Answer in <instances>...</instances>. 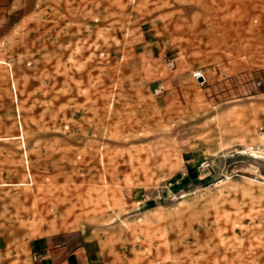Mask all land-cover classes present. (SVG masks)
I'll use <instances>...</instances> for the list:
<instances>
[{
  "label": "rangeland",
  "instance_id": "obj_1",
  "mask_svg": "<svg viewBox=\"0 0 264 264\" xmlns=\"http://www.w3.org/2000/svg\"><path fill=\"white\" fill-rule=\"evenodd\" d=\"M56 236L264 264V0H0V264Z\"/></svg>",
  "mask_w": 264,
  "mask_h": 264
},
{
  "label": "crops",
  "instance_id": "obj_2",
  "mask_svg": "<svg viewBox=\"0 0 264 264\" xmlns=\"http://www.w3.org/2000/svg\"><path fill=\"white\" fill-rule=\"evenodd\" d=\"M23 141V136H19ZM52 242L45 239L39 243L38 252L32 264H81V251L83 244H72L70 239L57 238Z\"/></svg>",
  "mask_w": 264,
  "mask_h": 264
},
{
  "label": "built area",
  "instance_id": "obj_3",
  "mask_svg": "<svg viewBox=\"0 0 264 264\" xmlns=\"http://www.w3.org/2000/svg\"><path fill=\"white\" fill-rule=\"evenodd\" d=\"M193 77H194L195 79H199V78L202 77V81L205 80V77H204V75H203V73H202V70H197L196 72H194V73H193ZM208 166H209V162H208V161H205V162L201 163L199 167H200L201 169H205V168L208 167Z\"/></svg>",
  "mask_w": 264,
  "mask_h": 264
},
{
  "label": "water",
  "instance_id": "obj_4",
  "mask_svg": "<svg viewBox=\"0 0 264 264\" xmlns=\"http://www.w3.org/2000/svg\"><path fill=\"white\" fill-rule=\"evenodd\" d=\"M199 81H202V77H201V78H199Z\"/></svg>",
  "mask_w": 264,
  "mask_h": 264
}]
</instances>
